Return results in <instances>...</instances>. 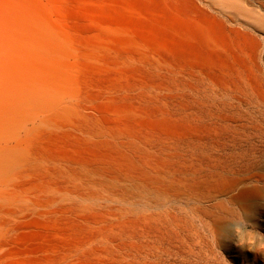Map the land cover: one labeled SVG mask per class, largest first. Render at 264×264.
Segmentation results:
<instances>
[{"label": "rangeland", "instance_id": "374dc122", "mask_svg": "<svg viewBox=\"0 0 264 264\" xmlns=\"http://www.w3.org/2000/svg\"><path fill=\"white\" fill-rule=\"evenodd\" d=\"M254 132L264 0H0V264H264L229 217Z\"/></svg>", "mask_w": 264, "mask_h": 264}, {"label": "bare ground", "instance_id": "6f19581e", "mask_svg": "<svg viewBox=\"0 0 264 264\" xmlns=\"http://www.w3.org/2000/svg\"><path fill=\"white\" fill-rule=\"evenodd\" d=\"M54 84V83H52ZM217 101V100H216ZM25 102L33 104L36 108L47 110L50 113L49 120H68L75 111L63 102L60 91L55 89L33 91L27 96ZM259 137L256 141L248 139L249 152H240L243 163L233 165L231 182L229 186V217L232 226L237 221L250 223L258 227L259 218L264 217V205L257 206L253 203V195L263 194L264 188V132L248 134L249 138ZM234 156L237 142L233 143ZM237 158V156H236ZM236 161V159H235ZM261 207V208H260Z\"/></svg>", "mask_w": 264, "mask_h": 264}]
</instances>
